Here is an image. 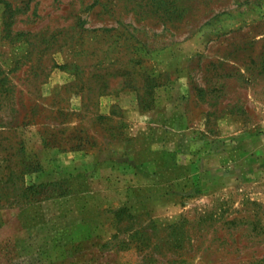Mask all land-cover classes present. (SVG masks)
<instances>
[{
    "label": "rangeland",
    "instance_id": "374dc122",
    "mask_svg": "<svg viewBox=\"0 0 264 264\" xmlns=\"http://www.w3.org/2000/svg\"><path fill=\"white\" fill-rule=\"evenodd\" d=\"M0 264H264V0H0Z\"/></svg>",
    "mask_w": 264,
    "mask_h": 264
},
{
    "label": "trees",
    "instance_id": "16d2710c",
    "mask_svg": "<svg viewBox=\"0 0 264 264\" xmlns=\"http://www.w3.org/2000/svg\"><path fill=\"white\" fill-rule=\"evenodd\" d=\"M101 117H103V119L104 118H107L106 116H101ZM67 183V181H60V182H53V183H47V184H43V185H41L42 187H45V186H51V187H53L54 188V190H57L56 192H57V194L56 195H58V196H60V195H65V194H67V189H65V187H64V185Z\"/></svg>",
    "mask_w": 264,
    "mask_h": 264
}]
</instances>
